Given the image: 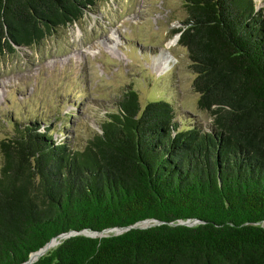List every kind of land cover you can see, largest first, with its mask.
<instances>
[{
	"label": "trees",
	"instance_id": "16d2710c",
	"mask_svg": "<svg viewBox=\"0 0 264 264\" xmlns=\"http://www.w3.org/2000/svg\"><path fill=\"white\" fill-rule=\"evenodd\" d=\"M101 0H0V54L38 45ZM177 43L208 128L128 89L83 148L24 124L1 140L0 264H264V9L184 0ZM68 121V120H67ZM198 219L193 226L178 220Z\"/></svg>",
	"mask_w": 264,
	"mask_h": 264
},
{
	"label": "rangeland",
	"instance_id": "374dc122",
	"mask_svg": "<svg viewBox=\"0 0 264 264\" xmlns=\"http://www.w3.org/2000/svg\"><path fill=\"white\" fill-rule=\"evenodd\" d=\"M254 1L264 9V0ZM184 2L101 0L38 45L0 54V142L37 123V131L49 125L53 140L81 149L128 89L141 106L164 98L179 119L207 129L211 117L197 106L187 51L174 33ZM160 49L172 56L165 71L152 64ZM2 161L0 152V168Z\"/></svg>",
	"mask_w": 264,
	"mask_h": 264
},
{
	"label": "water",
	"instance_id": "95a60500",
	"mask_svg": "<svg viewBox=\"0 0 264 264\" xmlns=\"http://www.w3.org/2000/svg\"><path fill=\"white\" fill-rule=\"evenodd\" d=\"M177 36L179 37V33L177 34ZM145 224H142L144 223ZM201 221L198 219H186V220H178L176 223H170V224H180V225H186V226H193L197 223H200ZM162 222L154 219V218H148V219H144L138 222H135L131 225H127V226H117V227H112V228H107V229H103L101 231H96V230H89V229H82V230H70L67 232H63L55 237H52L48 242H46L40 249H38L37 251L31 253L28 257V259L21 263V264H30L32 262H34L35 260H37L40 256L44 255L46 253V251H48L49 249L55 247L56 245L60 244L62 241L76 236V235H85V236H90V237H105L108 236V234H105L106 231H114L113 235L116 234H120L123 233L125 231H128L130 229H135V228H147V227H151V226H155V225H159ZM94 234V235H93ZM53 242V243H52ZM52 246L49 248V245Z\"/></svg>",
	"mask_w": 264,
	"mask_h": 264
},
{
	"label": "bare ground",
	"instance_id": "6f19581e",
	"mask_svg": "<svg viewBox=\"0 0 264 264\" xmlns=\"http://www.w3.org/2000/svg\"><path fill=\"white\" fill-rule=\"evenodd\" d=\"M175 41V40H174ZM172 40L170 42L167 43V46H169L171 44ZM173 44V43H172ZM172 59V56L167 52V50L165 49H160V52L158 53V55H154L152 57V64L154 66L157 67L158 71H165L166 69H168L169 67V62ZM142 224H145L142 223ZM94 235V234H93ZM53 243V242H52ZM52 246L49 245V248Z\"/></svg>",
	"mask_w": 264,
	"mask_h": 264
}]
</instances>
